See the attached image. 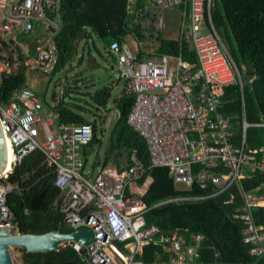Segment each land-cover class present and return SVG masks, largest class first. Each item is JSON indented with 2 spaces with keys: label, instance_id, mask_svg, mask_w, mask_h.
Here are the masks:
<instances>
[{
  "label": "built area",
  "instance_id": "2783aa9c",
  "mask_svg": "<svg viewBox=\"0 0 264 264\" xmlns=\"http://www.w3.org/2000/svg\"><path fill=\"white\" fill-rule=\"evenodd\" d=\"M213 1L139 0L134 23L141 27L142 39L134 41L133 49L118 42L109 47L124 80L122 95L134 98L127 125L145 141L149 166L166 167L180 189L197 184L208 190L203 197L147 207L141 200L143 183L136 184L143 168L134 151L122 168L106 164L85 175L92 126L60 121L59 113L42 107L27 88V74H52L57 64L59 0H0V85L19 72L24 78L22 88L0 102V127L12 155L11 164L0 173L1 227L15 225L7 207V196L14 190L8 183L13 167L39 153L42 163L52 168L66 226L93 232L87 246L67 243L80 258L78 264H142L139 258L150 244L168 253L164 263L153 264H196L199 235L186 244L176 231L164 234L145 225L144 216L163 203L215 197L231 185L238 187L242 200L233 218L242 223L243 242L251 256L264 254V227L252 217L253 208L264 207V180L249 190L240 184L254 171L264 175V146L245 148L246 131L264 123L245 121L241 78L213 24ZM165 11L179 15L175 40L190 45L195 62L183 60L181 53L158 54ZM230 85H237L240 95L235 117L220 111L222 90ZM233 127L239 128L238 136Z\"/></svg>",
  "mask_w": 264,
  "mask_h": 264
},
{
  "label": "trees",
  "instance_id": "16d2710c",
  "mask_svg": "<svg viewBox=\"0 0 264 264\" xmlns=\"http://www.w3.org/2000/svg\"><path fill=\"white\" fill-rule=\"evenodd\" d=\"M213 3V24L219 38L228 44L229 56L241 78L245 121L264 123V0H214ZM140 6L139 0H59L60 27L54 36L58 59L53 73L73 59L75 43L80 39L89 43L92 37L96 38L103 44L107 57L115 61L109 51L111 43L122 45L127 36L136 41L142 39L141 27L134 23V14ZM157 52L172 56L181 53L183 60L195 62V55L187 42L160 37ZM23 85L22 72L4 79L0 85V102H7L10 95ZM101 95L93 99L99 108H105L110 93ZM239 98L237 85L222 90L220 111L223 116L235 117L239 113ZM133 106L134 98L131 97L122 95L117 101L119 117L110 131L112 146L102 166L115 152H122L125 165L134 151L143 168L136 184L141 185L147 176L151 178L141 197L147 207L166 200L205 196L208 190L199 189L197 184L190 189L175 186L166 167L149 166L145 141L127 125ZM54 109L59 113L60 121L90 124L93 140L89 147L97 142L95 123L66 108L58 106ZM231 130L235 136L240 133L238 127ZM262 146L264 127L249 128L245 134V148ZM37 158H40L39 162H35ZM117 166L123 167L118 162ZM263 180V173L254 171L240 184L243 190H249ZM8 183L14 190L7 196V207L20 234L70 232L59 211L60 191L54 186L52 168L42 163L39 153H33L16 164ZM241 205L238 187L231 185L215 197L160 204L145 214L144 222L147 226H156L160 233L176 231L186 244L194 243V237L199 235L196 264H264V254H249L250 246L243 242L242 223L233 218L235 209ZM252 217L257 226L264 227V207L253 208ZM20 251L21 264L80 263V258L67 243L57 251L27 252L24 247ZM139 259L142 264L164 263L168 253L160 246L150 244L144 247Z\"/></svg>",
  "mask_w": 264,
  "mask_h": 264
},
{
  "label": "rangeland",
  "instance_id": "374dc122",
  "mask_svg": "<svg viewBox=\"0 0 264 264\" xmlns=\"http://www.w3.org/2000/svg\"><path fill=\"white\" fill-rule=\"evenodd\" d=\"M164 17L166 25L162 35L177 37L179 15L177 12L165 11ZM221 42L229 54L228 44L223 39ZM126 43L133 48L132 39L128 38ZM75 44V59L52 74H27L25 83L37 96L42 107L66 108L97 126V142L92 143L85 153L83 173L86 175L91 169L96 173L105 160L110 131L119 117L115 101L122 96L124 80L118 71L117 62L106 56L102 43L96 38L92 37L89 43L86 39H80ZM105 92L110 93L109 102L105 108H99L93 98ZM112 163L111 155L108 165L113 167ZM21 248L23 247L9 246L14 264H21Z\"/></svg>",
  "mask_w": 264,
  "mask_h": 264
},
{
  "label": "water",
  "instance_id": "95a60500",
  "mask_svg": "<svg viewBox=\"0 0 264 264\" xmlns=\"http://www.w3.org/2000/svg\"><path fill=\"white\" fill-rule=\"evenodd\" d=\"M206 31H204L205 33ZM76 49V48H75ZM76 58V51H74L73 59ZM54 100V99H53ZM5 138L0 127V173L6 168L7 151ZM111 142H108L107 149L104 153L108 154L111 149ZM122 158V152H118ZM115 160V158L113 159ZM37 158L35 162H39ZM34 162V163H35ZM0 218L4 215L1 212ZM93 241V232L90 228L85 226H77L70 230L68 233H60L56 231L48 232L45 234H20L16 225L12 227L0 226V264H14V261L9 252V246H21L27 252H45L57 251L60 246L65 243L73 242L83 246L89 245Z\"/></svg>",
  "mask_w": 264,
  "mask_h": 264
},
{
  "label": "crops",
  "instance_id": "0c3cea01",
  "mask_svg": "<svg viewBox=\"0 0 264 264\" xmlns=\"http://www.w3.org/2000/svg\"><path fill=\"white\" fill-rule=\"evenodd\" d=\"M128 38H130V39H132V42H133V46H134V41H135V39L132 37V36H127L125 39H124V42L123 43H125L126 45H127V43H126V40L128 39ZM162 38H164V39H172V40H174L175 39V37H170V36H168V37H165L164 35H162ZM82 41V40H81ZM77 42V41H76ZM103 45V44H102ZM75 48H76V44H75ZM133 49V48H132ZM136 50V48L134 49V51ZM107 56V55H106ZM109 58V57H108ZM120 99V98H119ZM118 99V100H119ZM118 100H116L115 101V108H116V103H117V101ZM109 102V101H108ZM107 106V105H106ZM115 158V160H113ZM123 159H124V156L122 155V158H120L119 157V155H118V152H115L113 155H112V164L114 165V166H117V162L118 163H120L122 166H124L123 164H124V161H123ZM108 164V163H107ZM118 167V166H117ZM149 182V183H148ZM150 182H151V178L149 177V176H147L145 179H144V181H143V184L141 185V187H140V190H141V193H145V191H146V189H147V187H148V185L150 184ZM133 186V189H134V185H132Z\"/></svg>",
  "mask_w": 264,
  "mask_h": 264
},
{
  "label": "bare ground",
  "instance_id": "6f19581e",
  "mask_svg": "<svg viewBox=\"0 0 264 264\" xmlns=\"http://www.w3.org/2000/svg\"><path fill=\"white\" fill-rule=\"evenodd\" d=\"M6 143V151H7V161H6V167L7 166H9L10 164H11V161H12V155H11V149H10V147H9V145H8V143H7V141H5ZM149 183V182H148ZM125 245L130 249V242L129 241H127L126 243H125Z\"/></svg>",
  "mask_w": 264,
  "mask_h": 264
}]
</instances>
